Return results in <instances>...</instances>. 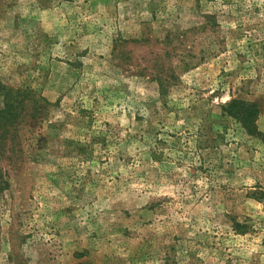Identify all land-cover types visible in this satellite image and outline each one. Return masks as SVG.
<instances>
[{"label": "rangeland", "instance_id": "rangeland-1", "mask_svg": "<svg viewBox=\"0 0 264 264\" xmlns=\"http://www.w3.org/2000/svg\"><path fill=\"white\" fill-rule=\"evenodd\" d=\"M0 264H264V0H0Z\"/></svg>", "mask_w": 264, "mask_h": 264}, {"label": "trees", "instance_id": "trees-1", "mask_svg": "<svg viewBox=\"0 0 264 264\" xmlns=\"http://www.w3.org/2000/svg\"><path fill=\"white\" fill-rule=\"evenodd\" d=\"M19 94H23V92L22 93L21 92H15L13 98L16 99ZM20 101H22V99H19L17 101L18 105H19ZM22 105H24V103ZM8 107H9V105H7V111H10V109H8ZM22 108H23V106H22ZM227 109H228L229 114L231 116H233L235 119H237L241 122V124L247 130L248 133H251V134L257 133L255 127L253 126V118L255 117L256 109L253 108L252 104H250L246 101H242V100H232L229 103V105L227 106ZM21 113H22L21 114L22 115L21 120H22L24 118V116H26V113H23V112H21ZM16 114L17 113H12L11 115L8 116L7 120H8L9 125H12L15 123L17 125L20 123V121H21L19 119L20 115H16ZM34 115H35V111L31 114V117H33ZM16 118H18V119L16 120ZM3 120H5V115L3 117Z\"/></svg>", "mask_w": 264, "mask_h": 264}]
</instances>
